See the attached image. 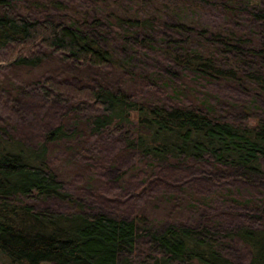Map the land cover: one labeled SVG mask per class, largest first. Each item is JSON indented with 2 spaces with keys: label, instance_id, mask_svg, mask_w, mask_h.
I'll list each match as a JSON object with an SVG mask.
<instances>
[{
  "label": "trees",
  "instance_id": "trees-1",
  "mask_svg": "<svg viewBox=\"0 0 264 264\" xmlns=\"http://www.w3.org/2000/svg\"><path fill=\"white\" fill-rule=\"evenodd\" d=\"M81 1L0 0V62L63 76L41 80L38 144L0 126V264H264V0ZM59 149L117 168L162 226L86 212L50 166ZM53 199L72 212L32 202Z\"/></svg>",
  "mask_w": 264,
  "mask_h": 264
},
{
  "label": "rangeland",
  "instance_id": "rangeland-1",
  "mask_svg": "<svg viewBox=\"0 0 264 264\" xmlns=\"http://www.w3.org/2000/svg\"><path fill=\"white\" fill-rule=\"evenodd\" d=\"M91 0H82L81 6H91L88 2ZM151 4V2H149ZM103 6V5H98ZM147 11L154 8L152 5L144 6ZM100 8V7H99ZM158 6L155 7V9ZM201 21L205 24L216 22L215 13H207L202 10ZM152 55L142 58L140 61L146 64L145 69H149V64L153 61ZM134 61L133 64H137ZM58 65L56 61H50L39 68H14L8 63L0 62V126L8 127V131L16 138L26 141L29 144H38L44 130L52 124L51 113L47 112V106H44L41 80L44 77L55 76L57 79L63 76L60 72H54ZM66 67H61L62 71ZM79 75V74H78ZM107 82L113 86H122V80L117 76L110 75ZM43 81V80H42ZM122 84V85H121ZM134 85V82H132ZM126 87L132 88L131 84ZM45 107V109L43 108ZM65 152V151H64ZM62 149L56 150L50 157V166L59 174L66 192L74 200L82 204L83 209L88 213L107 212L110 214H128L129 216L139 213L152 222V218L158 223L163 224V213L154 208L150 197L144 198L139 204L129 202L130 192L125 190H116L117 184L114 183V177L119 175L117 168L110 169L109 163L105 160H99L97 167L93 171L83 170L81 158H70ZM102 152L98 151L97 157L100 159ZM107 164V165H106ZM81 171L78 172L77 169ZM83 171V172H82ZM77 172V173H75ZM90 176H92L91 180ZM152 199V198H151ZM38 209L56 210L59 212H72L73 207L60 200H48L44 203L32 201ZM142 252V251H141ZM140 257V256H138Z\"/></svg>",
  "mask_w": 264,
  "mask_h": 264
}]
</instances>
